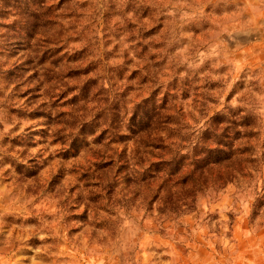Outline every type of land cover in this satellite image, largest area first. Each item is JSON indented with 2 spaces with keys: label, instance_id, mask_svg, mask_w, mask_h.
I'll use <instances>...</instances> for the list:
<instances>
[{
  "label": "rangeland",
  "instance_id": "obj_1",
  "mask_svg": "<svg viewBox=\"0 0 264 264\" xmlns=\"http://www.w3.org/2000/svg\"><path fill=\"white\" fill-rule=\"evenodd\" d=\"M237 109L259 157L264 0H0V264H264L262 159L178 211L151 185Z\"/></svg>",
  "mask_w": 264,
  "mask_h": 264
},
{
  "label": "trees",
  "instance_id": "obj_2",
  "mask_svg": "<svg viewBox=\"0 0 264 264\" xmlns=\"http://www.w3.org/2000/svg\"><path fill=\"white\" fill-rule=\"evenodd\" d=\"M146 135L151 137L155 134ZM199 140L200 147L195 148L192 158L182 155L177 159L178 155L168 152L171 158L163 172L152 173L151 185L159 184L155 198H163L169 211L188 208L198 194L208 190L219 191L229 185L240 188L245 182H252L261 159L264 164V152L259 157L254 154L255 145L258 144L255 126L241 109L215 113L206 122ZM153 142L159 144L165 141L156 137ZM154 145L152 149L161 150L170 146L158 148ZM263 218L264 180L254 193L250 222L253 224Z\"/></svg>",
  "mask_w": 264,
  "mask_h": 264
}]
</instances>
